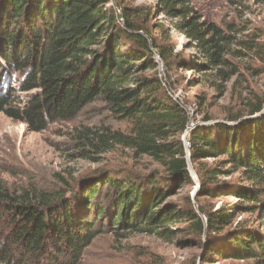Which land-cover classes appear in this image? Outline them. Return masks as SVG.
<instances>
[{"label":"trees","instance_id":"trees-1","mask_svg":"<svg viewBox=\"0 0 264 264\" xmlns=\"http://www.w3.org/2000/svg\"><path fill=\"white\" fill-rule=\"evenodd\" d=\"M251 27L220 24L194 0H0V113L35 133L68 124L69 161L102 162L46 186L1 181L0 264H81L105 234L264 264V114L240 121L264 110L250 83L264 76V32ZM179 71L215 95L177 97ZM227 94L236 104L219 121L207 106ZM94 103L128 128L76 123ZM118 151L142 169L110 162ZM222 197L237 201L207 202Z\"/></svg>","mask_w":264,"mask_h":264},{"label":"rangeland","instance_id":"rangeland-1","mask_svg":"<svg viewBox=\"0 0 264 264\" xmlns=\"http://www.w3.org/2000/svg\"><path fill=\"white\" fill-rule=\"evenodd\" d=\"M136 4H147L154 0H128ZM195 5L208 18L225 24L228 22H240L250 25L251 28H259L264 32V0H194ZM164 18V17H160ZM179 44L185 45L187 39L176 31H173ZM195 51H187V54H194ZM181 85L177 97L189 96L190 102L195 97L203 93L214 94L203 86L191 87L186 82V78L196 77L197 73L179 71ZM15 85L14 81L12 82ZM250 83L256 91L264 90V76L251 78ZM208 109L212 115L222 118V113L232 111L236 102L227 94L224 97H217L210 101ZM199 119L198 113H193ZM108 117L107 111L102 110L100 103L89 106L77 119V122L98 123L106 120L117 128L126 130V123H115ZM70 127L66 124H53L46 131L41 133L30 132L24 123H17L8 118L4 113H0V182H4L13 190H19L30 183H37L39 186L52 184L56 174L64 172L82 175L91 173L95 169L102 167L100 164L77 160L69 161L67 152L63 148L66 142L64 132ZM183 140H187L185 136ZM190 149V148H189ZM110 162H123L131 164L138 169L140 165L133 162L124 152L108 155ZM209 164L215 160L207 161ZM153 166L152 168H155ZM195 180L194 191L199 187L197 174L192 170ZM79 175V176H80ZM197 178H196V177ZM192 188H188L191 190ZM193 191V192H194ZM237 200L232 197H222L207 202L219 207L225 203H235ZM244 220L254 222L255 216L250 214L241 215ZM151 251L156 256H161L162 260L156 259L150 254L140 255V252ZM205 252L199 248L180 249L176 245L166 243L156 237L145 234L131 235L127 239H117L112 234H105L98 237L88 248L81 264H187L192 259H197L198 264H250L252 261H236L231 259H220L210 261L204 259ZM156 262V263H155Z\"/></svg>","mask_w":264,"mask_h":264},{"label":"water","instance_id":"water-1","mask_svg":"<svg viewBox=\"0 0 264 264\" xmlns=\"http://www.w3.org/2000/svg\"><path fill=\"white\" fill-rule=\"evenodd\" d=\"M264 114V110L258 114H255L253 116H246L244 118H242L240 121H243V120H253V119H256L258 117H260L261 115ZM239 121V122H240ZM186 153H187V157H188V161H189V165H190V168H191V171L193 170L195 172V170L193 169V166H192V162H191V153H190V149L189 148H186ZM192 173V172H191ZM196 173V172H195ZM197 174V173H196ZM198 176V175H197ZM196 177V176H195ZM197 178V177H196Z\"/></svg>","mask_w":264,"mask_h":264},{"label":"built area","instance_id":"built-area-1","mask_svg":"<svg viewBox=\"0 0 264 264\" xmlns=\"http://www.w3.org/2000/svg\"><path fill=\"white\" fill-rule=\"evenodd\" d=\"M185 148H190V143L187 140H183Z\"/></svg>","mask_w":264,"mask_h":264}]
</instances>
